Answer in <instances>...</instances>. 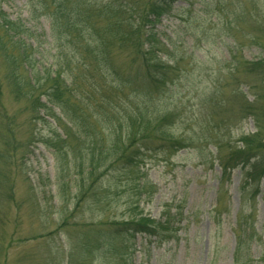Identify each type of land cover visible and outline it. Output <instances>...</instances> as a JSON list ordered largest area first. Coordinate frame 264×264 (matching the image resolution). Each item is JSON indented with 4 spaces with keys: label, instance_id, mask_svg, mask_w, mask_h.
Returning <instances> with one entry per match:
<instances>
[{
    "label": "trees",
    "instance_id": "1",
    "mask_svg": "<svg viewBox=\"0 0 264 264\" xmlns=\"http://www.w3.org/2000/svg\"><path fill=\"white\" fill-rule=\"evenodd\" d=\"M178 1L26 0V21L42 19L48 26L42 44L34 41L33 29L25 21L9 20L0 10L4 74L0 98L6 93L17 103L24 101L28 123L41 121L48 126L42 144L52 150L62 177L79 176L75 195L64 190L66 184L60 189V198L65 203L75 201V210H63L65 214L61 210L59 223L37 209L44 225L33 239L46 243L42 264H123L136 235L159 245L178 241L184 204L165 203L159 218L153 219L143 214L139 202L133 203L134 197L154 188L141 172L148 155L170 158L187 149L212 146L215 156L210 162H216L221 178L238 169L252 190H258L264 180V44L249 39L260 49L251 60L235 50L229 81L219 77L196 90L198 112H186L172 99L178 97L181 81L187 77L183 57L173 55L175 45L156 32L161 18ZM6 112L0 107V131L15 119L12 115L5 124ZM247 120L253 122L254 133L233 140L232 128ZM190 123L196 130L192 137L175 134L177 125ZM3 163L6 173H0V190L12 203L15 163ZM104 177L112 183L125 182L122 192L128 207L119 220L106 215L114 200H120V191H113V185L102 189ZM85 203L101 216L96 223L71 221ZM48 220L56 226L53 231L47 230ZM236 226L245 232L244 223L238 221ZM69 227L75 234L67 239L65 252L60 242ZM20 240L11 234L6 252ZM54 243L58 250L50 246ZM258 264H264V257Z\"/></svg>",
    "mask_w": 264,
    "mask_h": 264
},
{
    "label": "rangeland",
    "instance_id": "2",
    "mask_svg": "<svg viewBox=\"0 0 264 264\" xmlns=\"http://www.w3.org/2000/svg\"><path fill=\"white\" fill-rule=\"evenodd\" d=\"M0 10L9 20L25 21L33 29L34 41L44 43L48 26L42 19L36 23L26 21V0H0ZM261 23H264V0H179L175 3L156 26L157 36L175 45L173 55L183 57L181 66L187 73L173 101L179 102L186 112H198L195 91L209 87L219 77L229 81L227 74L235 50L241 51L246 60L258 55L260 49L249 39H260L259 43L264 44ZM191 52L192 57H188ZM3 75L0 68V78ZM23 106L24 101L17 103L6 93L0 98V107L7 111L4 123L12 115H15L13 122L16 120L15 125L12 122L0 131V173H6L3 162L15 163L14 202L10 203L7 192L0 190V264H42L46 243L33 239L43 231L44 225L37 209L41 208L55 223H59V213L63 210L68 213L75 210V201L65 203L60 198V189L66 184L64 190L75 195L79 176L62 177L52 150L42 144L48 126L41 121L29 124ZM234 113H229L233 119ZM41 115L44 117L42 111ZM49 121L54 128L55 123ZM194 125H177L175 134L192 137L196 131ZM253 133V122L247 120L232 128L231 137L236 140ZM214 154L212 146L204 148L203 145L201 150L187 149L170 158L154 153L144 159L141 172L154 188L147 189L142 197H134L133 203L139 202L144 215L158 219L163 204L181 202L184 221L177 242L159 245L144 235H136L123 264H235V257H238L236 264H258L264 257V180L258 190H252L241 180L238 169L221 178L216 162H210ZM101 183L102 189H111L113 185V191H120V200H114L106 215L118 220L123 218L128 207L122 192L125 182L114 180L112 183L104 177ZM135 185L132 183V188ZM81 207L71 221L86 225L99 221L101 216L90 204ZM238 221L246 225L244 233L237 230ZM54 229V224L47 227L48 231ZM11 234L21 240L6 252L5 243ZM74 234L75 230L70 227L64 230L60 242L63 250L68 248L67 239L74 238ZM241 240L245 245H241ZM50 246L58 250L56 243Z\"/></svg>",
    "mask_w": 264,
    "mask_h": 264
}]
</instances>
